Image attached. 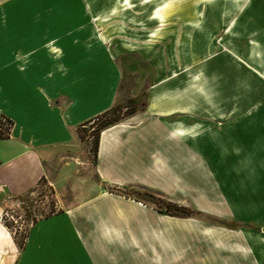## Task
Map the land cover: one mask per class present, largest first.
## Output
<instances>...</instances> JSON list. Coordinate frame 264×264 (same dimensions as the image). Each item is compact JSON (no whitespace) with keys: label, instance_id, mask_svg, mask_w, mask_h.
I'll list each match as a JSON object with an SVG mask.
<instances>
[{"label":"crops","instance_id":"0c3cea01","mask_svg":"<svg viewBox=\"0 0 264 264\" xmlns=\"http://www.w3.org/2000/svg\"><path fill=\"white\" fill-rule=\"evenodd\" d=\"M189 2L158 3L146 29L123 33L90 0H0V194L66 169L58 151L113 105L122 73L145 101L99 131L101 187L36 218L21 246L0 223V264H264V0Z\"/></svg>","mask_w":264,"mask_h":264},{"label":"rangeland","instance_id":"374dc122","mask_svg":"<svg viewBox=\"0 0 264 264\" xmlns=\"http://www.w3.org/2000/svg\"><path fill=\"white\" fill-rule=\"evenodd\" d=\"M95 13L106 9L105 27L114 26L115 23L122 24V32L128 29H139L140 32L146 29L148 16L152 14V8L158 3H173L174 0H90ZM183 1V0H182ZM188 1V7L191 2ZM192 9V7H191ZM114 32V31H113ZM118 37L113 33L108 43L113 42ZM123 78L119 84L116 98L113 103L123 111L128 98L139 107L144 99V87L134 95L137 75L135 73H122ZM94 119L76 128V140L67 151H58L61 156L60 164L66 165V169L50 166L47 177L38 181L37 185L29 192L20 196H9L0 194V223L3 221L7 225L6 231L10 232L17 244L22 243L23 236L27 231L31 218H38L39 215L49 211H56L67 207L77 200L88 197L93 193L94 188L101 187L93 169L92 154V129L101 120ZM59 164V165H60ZM72 170H67L71 168ZM54 181H53V180ZM141 199L145 204L158 205L157 198H151L142 192L132 193ZM165 200V199H164ZM175 203V202H174ZM178 205H183L176 203ZM186 206V205H183ZM188 207V206H187ZM190 208V207H189ZM2 217V219H1ZM198 218V217H197ZM207 220V218H201Z\"/></svg>","mask_w":264,"mask_h":264},{"label":"trees","instance_id":"16d2710c","mask_svg":"<svg viewBox=\"0 0 264 264\" xmlns=\"http://www.w3.org/2000/svg\"><path fill=\"white\" fill-rule=\"evenodd\" d=\"M123 78L124 77H122L120 79V84H121ZM126 103L127 104L124 106V109H123L122 112H120V109L118 107H116L115 105H112L108 109L104 110L103 112L97 114L96 116H94V117H92V118H90L89 120L86 121V122H88L90 120H94V119L97 120L99 118H102L101 120H99V122L96 124V126L92 129V138H93L92 154H93V158H94V156L96 154L97 136H98L99 131L101 129L109 126V125H112V124L118 122L119 120L123 119L127 115H129V114H131V113H133V112H135L137 110L142 109L144 107L145 101L143 99L142 102L139 104V107H136V104L132 102L131 98H128L126 100ZM2 119L4 120V122L6 124H8V129H7V126H4L0 130V138H5V137L8 136V130H9V127L11 125V121L9 119H7L6 117L0 115V125H2V121H1ZM86 122H84V123H86ZM106 190L109 191V192H112V193H115V194H118V195H122L124 197H129V198H132L134 200H138V201L144 203L141 199H139L138 197L132 195V193L142 192L143 194H145V195H147V196H149L151 198L152 197L153 198H157L158 201L160 202V204H158L156 206L153 205V208H155L158 211L163 212L165 214L172 215V216H181V217L207 218L209 220H213V221H216V222H219V223H223L222 221L217 220L215 218H212L211 216H209V215H207L205 213H202L200 211L194 210V209L189 208L187 206L178 205V204H176L174 202L164 200L163 198H161V197H159V196H157L155 194H152V193H149V192H146V191H141V190H138V189H135V188H132V187L106 186ZM52 212H54V211H49L47 213L41 214V215H39V217H45L47 215H50ZM35 219H36L35 217H32L30 222H34ZM23 238H24V236H23ZM21 244L22 243L18 244V246H21Z\"/></svg>","mask_w":264,"mask_h":264},{"label":"built area","instance_id":"2783aa9c","mask_svg":"<svg viewBox=\"0 0 264 264\" xmlns=\"http://www.w3.org/2000/svg\"><path fill=\"white\" fill-rule=\"evenodd\" d=\"M1 121H2V125H0V130H1V128L4 127V126H7V129H8V124H6V123L4 122L3 119H2ZM1 219H2V217H1ZM1 224H2L5 228H7V226L5 225V223H3V221L1 222Z\"/></svg>","mask_w":264,"mask_h":264}]
</instances>
